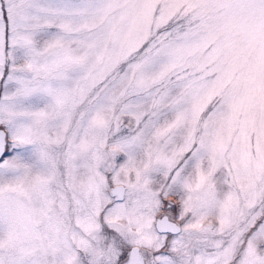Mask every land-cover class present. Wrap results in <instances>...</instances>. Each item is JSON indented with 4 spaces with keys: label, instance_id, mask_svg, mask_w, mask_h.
Segmentation results:
<instances>
[{
    "label": "snow or ice",
    "instance_id": "1",
    "mask_svg": "<svg viewBox=\"0 0 264 264\" xmlns=\"http://www.w3.org/2000/svg\"><path fill=\"white\" fill-rule=\"evenodd\" d=\"M0 264H264V0H0Z\"/></svg>",
    "mask_w": 264,
    "mask_h": 264
}]
</instances>
